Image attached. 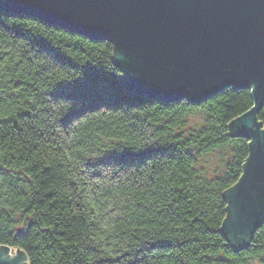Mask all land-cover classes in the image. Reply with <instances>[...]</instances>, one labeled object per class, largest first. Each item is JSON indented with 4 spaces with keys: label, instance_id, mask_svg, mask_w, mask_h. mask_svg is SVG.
Masks as SVG:
<instances>
[{
    "label": "trees",
    "instance_id": "obj_1",
    "mask_svg": "<svg viewBox=\"0 0 264 264\" xmlns=\"http://www.w3.org/2000/svg\"><path fill=\"white\" fill-rule=\"evenodd\" d=\"M114 53L0 12V246L26 264H264V220L241 248L224 231L250 140L230 123L251 89L164 101L124 86Z\"/></svg>",
    "mask_w": 264,
    "mask_h": 264
},
{
    "label": "water",
    "instance_id": "obj_2",
    "mask_svg": "<svg viewBox=\"0 0 264 264\" xmlns=\"http://www.w3.org/2000/svg\"><path fill=\"white\" fill-rule=\"evenodd\" d=\"M0 12L28 14L113 45L121 81L164 101L201 102L222 90L250 88L252 107L233 119L248 137L242 173L225 196L224 231L246 246L264 220V0H0ZM0 246V264H26Z\"/></svg>",
    "mask_w": 264,
    "mask_h": 264
},
{
    "label": "rangeland",
    "instance_id": "obj_3",
    "mask_svg": "<svg viewBox=\"0 0 264 264\" xmlns=\"http://www.w3.org/2000/svg\"><path fill=\"white\" fill-rule=\"evenodd\" d=\"M200 117H192L191 121L196 122L200 121ZM201 167L205 169V171H208L210 174L216 173L217 171H220L223 168V165L221 163V158H219L218 153H212L209 155H206L205 157H202L200 160ZM12 251H15L12 249ZM253 264H258L256 261Z\"/></svg>",
    "mask_w": 264,
    "mask_h": 264
},
{
    "label": "bare ground",
    "instance_id": "obj_4",
    "mask_svg": "<svg viewBox=\"0 0 264 264\" xmlns=\"http://www.w3.org/2000/svg\"><path fill=\"white\" fill-rule=\"evenodd\" d=\"M12 252H15V251H12Z\"/></svg>",
    "mask_w": 264,
    "mask_h": 264
}]
</instances>
